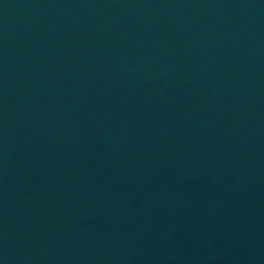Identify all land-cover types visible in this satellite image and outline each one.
I'll use <instances>...</instances> for the list:
<instances>
[{
    "label": "water",
    "instance_id": "obj_1",
    "mask_svg": "<svg viewBox=\"0 0 264 264\" xmlns=\"http://www.w3.org/2000/svg\"><path fill=\"white\" fill-rule=\"evenodd\" d=\"M0 264H264V0H0Z\"/></svg>",
    "mask_w": 264,
    "mask_h": 264
}]
</instances>
